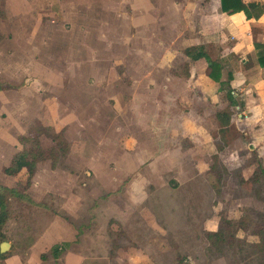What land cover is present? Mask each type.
I'll use <instances>...</instances> for the list:
<instances>
[{
  "label": "rangeland",
  "instance_id": "rangeland-1",
  "mask_svg": "<svg viewBox=\"0 0 264 264\" xmlns=\"http://www.w3.org/2000/svg\"><path fill=\"white\" fill-rule=\"evenodd\" d=\"M40 6L41 15L26 11L22 18L0 22V82L16 85L2 93L0 166L20 144L32 148L40 139L51 145L50 131L59 128L74 148L65 159L67 168L76 169L84 144L85 161H77L81 169L107 168L111 158L108 168L116 170L124 159L109 155L125 149L132 136L127 150L148 148L163 160L154 168L141 167L156 174L147 189L148 208L139 212V221L109 223V238L118 241L107 244L103 264H263L264 67L255 64L251 43L264 39V28L209 38L206 52L223 66L215 82L207 61L184 56L178 44L188 33L165 34L170 42L165 50H148L144 35L126 34L125 20L116 24L117 35L107 37L112 43L82 52L95 58L84 63L79 44L93 43L94 35L81 36L74 18L46 13L50 3ZM73 57L82 66L67 61ZM225 110L231 119L220 132L215 114ZM143 124L153 126L156 138L146 137ZM94 151L101 156L91 161ZM47 164H40L41 172ZM0 181L7 182L1 173Z\"/></svg>",
  "mask_w": 264,
  "mask_h": 264
},
{
  "label": "crops",
  "instance_id": "crops-1",
  "mask_svg": "<svg viewBox=\"0 0 264 264\" xmlns=\"http://www.w3.org/2000/svg\"><path fill=\"white\" fill-rule=\"evenodd\" d=\"M2 1L0 22L3 24L9 19L22 18L26 11H35L41 15L40 5L44 2L50 3V8L45 12L52 14L56 19L62 20L69 17L77 20V28L81 36L94 35L93 43L86 39L79 44L81 53L78 57L84 63L94 61L95 58L93 56L87 59L82 56V52L96 51V43L105 42L107 45L112 43L109 38L118 34L119 29L116 24H119L121 20H125L128 24L125 27L128 28L126 34L144 35L143 43L146 40V45H149L144 49L148 50L153 47L165 50L166 44H170L165 41L163 37L165 34H172L177 38L179 35L188 33V37L179 39L178 45L182 46L184 56L192 62L207 60L204 57L192 60L185 50L201 46L208 55L206 47L211 44L212 38L209 39L211 36H222L227 33L246 36L248 33L253 34L254 28V34L256 31L261 32L264 28V13L258 19H246L243 12L232 14L223 12L220 0ZM243 1H257L264 6V0ZM73 23L75 24V21ZM0 33L4 34L1 30ZM150 35H161L162 39L158 38L154 41ZM108 36L110 37L107 39ZM257 41L264 42V39ZM254 42L251 43V47ZM79 59L73 57L67 61L70 60L72 66L76 63L82 66ZM207 63L209 66L208 61ZM1 83L0 108H5L6 100L2 93L16 85ZM208 96L207 91H202L203 98ZM114 97L116 100L119 99V92H115ZM160 111L157 110L155 114V123L159 124L158 126L161 125ZM141 127V130L148 132L147 138H156L153 134V126L143 124ZM58 132L62 133L68 145L64 152L59 149L52 137L53 133ZM50 133L51 145L44 146L40 139L39 145L43 149L52 148L57 151L55 154L58 156L54 159L39 160L36 163L35 170L30 175L29 186L23 191L32 202L27 203L17 197H8L6 208L9 216L1 231L5 236L3 241H7L10 247L4 253L0 252L4 254L0 264H103L102 259L109 251L107 244L116 240V236L109 238V230H107L110 227L109 223L115 222L126 226L130 218L140 220L139 212L143 215L146 213L149 194L147 189L150 186V178L155 177L156 174L150 170H143L141 167L146 163L145 169L150 166L154 168L155 164L163 160V156L148 152V148L133 154L127 150V147H132L130 140H134L130 136L123 145L125 149L118 147L117 141V152L114 155L110 153L105 155V158L109 155L112 158L124 159L122 165L116 170L108 168L109 162H112L111 158L105 160L107 168L102 166L101 170H98L96 167L92 171L81 169L77 161L81 158L83 163L85 161V158L81 156L84 153V144H81L80 157L73 165L76 169L70 166L67 168L66 165L69 164L65 159L72 155L73 144L63 129L55 128ZM23 148V144L18 145L9 160L0 166V173L7 180V182L0 181V185L14 188L18 183H26L28 173L25 168L21 169L17 175H7L3 171L13 156ZM93 153V157L88 159L98 160L101 154H95L96 151ZM45 162L48 163L47 171L43 173L40 171V164ZM124 166L129 169H125ZM57 168L61 170H56ZM136 227L137 224L134 225V229Z\"/></svg>",
  "mask_w": 264,
  "mask_h": 264
},
{
  "label": "trees",
  "instance_id": "trees-1",
  "mask_svg": "<svg viewBox=\"0 0 264 264\" xmlns=\"http://www.w3.org/2000/svg\"><path fill=\"white\" fill-rule=\"evenodd\" d=\"M220 7L223 12L226 13H237L243 12L246 19H258L264 13V6L261 5L257 1L244 2L243 0H220ZM1 37L2 34L0 33ZM254 48V62L259 67H264V42L255 41L253 43ZM185 53L191 57L192 60H197L199 58H206L209 62V77L218 82L221 78V71L223 66L221 61L212 60L208 55L203 51V48L200 46L198 48H188L185 50ZM224 61V60H223ZM233 74L231 71L227 72L228 81L232 80ZM2 83L0 82V88ZM229 99V103L234 104L233 93L229 90L227 94ZM231 114L228 110L218 111L216 113V119L219 122L221 128L220 132L226 131L230 123ZM53 139L56 141L59 149L64 152L67 150V142L62 135L61 132L53 133ZM29 140V138H28ZM24 141V140H22ZM25 142V141H24ZM55 150L53 149H43L39 142H35V145L31 148L28 146H24V148L17 152L9 165L3 168L4 173L7 175H17L18 172L25 168L28 173V178L26 183H18L14 188H8L0 185V239L5 240V236L2 233V227L5 224V221L8 218V211L6 208L8 197H17L20 200L27 201V203H31L32 201L27 198V196L23 193V191L29 186L30 183V175L33 173L36 167V163L39 160L47 159V158H57V154H55ZM4 257V254H0V259ZM264 264V262H263Z\"/></svg>",
  "mask_w": 264,
  "mask_h": 264
},
{
  "label": "water",
  "instance_id": "water-1",
  "mask_svg": "<svg viewBox=\"0 0 264 264\" xmlns=\"http://www.w3.org/2000/svg\"><path fill=\"white\" fill-rule=\"evenodd\" d=\"M10 247V244L7 241H2L0 243V252L4 253L5 251H7Z\"/></svg>",
  "mask_w": 264,
  "mask_h": 264
}]
</instances>
